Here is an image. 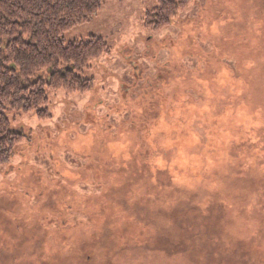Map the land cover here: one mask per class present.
Instances as JSON below:
<instances>
[{
    "label": "rangeland",
    "instance_id": "1",
    "mask_svg": "<svg viewBox=\"0 0 264 264\" xmlns=\"http://www.w3.org/2000/svg\"><path fill=\"white\" fill-rule=\"evenodd\" d=\"M107 0L65 43L102 38L87 94L0 166V264H264V0Z\"/></svg>",
    "mask_w": 264,
    "mask_h": 264
},
{
    "label": "trees",
    "instance_id": "2",
    "mask_svg": "<svg viewBox=\"0 0 264 264\" xmlns=\"http://www.w3.org/2000/svg\"><path fill=\"white\" fill-rule=\"evenodd\" d=\"M107 0H0V166L7 164L23 136L10 129V113L51 118L47 90L87 94L92 79L83 70L108 54L95 36L65 43L69 30L89 23ZM192 0H156L144 28L156 33Z\"/></svg>",
    "mask_w": 264,
    "mask_h": 264
}]
</instances>
